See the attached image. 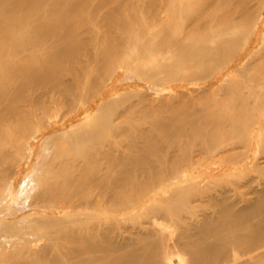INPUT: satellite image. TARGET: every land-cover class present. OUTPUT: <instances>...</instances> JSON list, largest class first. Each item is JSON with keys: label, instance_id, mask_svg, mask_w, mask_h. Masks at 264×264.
Listing matches in <instances>:
<instances>
[{"label": "bare ground", "instance_id": "bare-ground-1", "mask_svg": "<svg viewBox=\"0 0 264 264\" xmlns=\"http://www.w3.org/2000/svg\"><path fill=\"white\" fill-rule=\"evenodd\" d=\"M158 1H151L150 10L146 9L148 1L144 3L147 16H143V0H110L93 13V22L87 27L91 32L104 26L106 32L94 33L86 44L73 28V20L86 13L79 7L82 0H0V264H264V150L250 153L251 143L247 144L264 113V79H259L263 86L258 84L256 89L251 82H244L250 86L246 91L247 85L236 82L235 75L233 79L236 70L241 71L238 67L224 72L227 76L211 87L206 76L202 75L204 80L199 77L209 70L202 62L216 60L221 52L225 59L228 54L219 48L230 50L233 33H241L237 34L240 25L237 28L233 25L237 22L228 19L221 23L225 25L222 35L232 39L221 41L219 35L220 39L214 40V32H210L218 23L214 12L226 8L227 0H215L221 7L216 4V9L204 6L203 10L194 0ZM191 5L202 13L194 10L198 16L195 25L188 23L190 29L182 21L197 15ZM207 8L211 9L207 12L213 11L211 15L205 12L210 27L208 19L200 18L208 17L202 16ZM176 11L180 19L184 15L179 28L174 23L179 18L174 19ZM72 13L74 16H69ZM213 13L214 18L210 17ZM218 13L224 14L223 10ZM197 18L206 22L203 27L207 30L199 27L202 23L198 20V25ZM114 25L120 33L115 54L94 66L95 71L104 76L106 69L118 64L124 68L134 58L136 69L130 68V63L127 71L139 68L148 84L156 86L152 89L160 91L161 87L168 89L164 82H174L181 69L199 63L203 71L190 74L191 81H205L208 88L176 89L152 102L153 98L147 100L150 95L141 94L137 104H128L119 114L114 106L121 100L103 97L79 109L73 106V116L49 122L48 129L45 124L43 133H30L38 117L31 112L30 103L15 106L9 99L15 84L58 85L63 70L74 66L63 64L70 57L77 59L82 45L83 52H110L107 33ZM133 52L137 57L132 58ZM122 68L121 76L128 73ZM79 70L83 71V66ZM241 74L238 72L239 77ZM97 83L95 87H99ZM241 89L250 95L246 97ZM153 90L144 91L150 94ZM54 99L46 102L44 113H49ZM65 117L81 124H75L76 129L72 122L65 132ZM3 122L17 130L2 132ZM104 129L109 133L127 129V139L134 135L137 140V156L124 170L118 169L116 148L104 151ZM142 129L163 130L165 135L158 140L150 130ZM227 129L232 135L227 136ZM152 156L160 159L161 165L147 171L144 166L154 163L149 161ZM133 167H142L141 176H131Z\"/></svg>", "mask_w": 264, "mask_h": 264}, {"label": "rangeland", "instance_id": "rangeland-1", "mask_svg": "<svg viewBox=\"0 0 264 264\" xmlns=\"http://www.w3.org/2000/svg\"><path fill=\"white\" fill-rule=\"evenodd\" d=\"M151 1H154V0H143V2H141L143 4V5L140 4L142 6L141 12H142L143 16L144 15L147 16L146 13H145V12H147L146 9L150 10L151 7L154 5V3L152 4ZM157 1L158 0H155V3ZM161 1H163V0H161ZM161 1H158V2H161ZM195 1H198L197 5H198L199 8H201L203 6L201 10H203L204 6L206 8L208 6L210 7V6H213V5L217 4V3H215V0H210V2L211 1L213 2V3L211 2L212 4H210L209 0H204L205 5H202L204 3H202L201 1H203V0H194V2ZM199 1L201 2L200 4H199ZM218 1L221 2V1H224V0H217L216 2H218ZM146 2H147L148 5H146V9H145V4L144 3H146ZM220 2H219V6L217 4L218 7H221L220 6ZM226 2H228L227 4L230 5V6H227ZM109 3H110V0H82V2L80 3L79 7L85 9L86 13H85V16L84 15L82 16V18H80L81 14H79L78 18L73 20V24L75 25L73 28H75L77 30V32L80 35V39L84 43L90 44V37L93 36L94 33L96 35H102L103 31L106 32L107 28L104 27V26H101L99 29H96L95 31H91V32L87 31V27H89L91 25V23L93 22L92 21L93 13L96 10L101 9L102 7L106 6ZM224 3H225L226 8L223 6V4H221L224 7V9L223 8L219 9L216 6V8H217L216 11L217 12L216 11L214 12L215 16L217 18L216 21H218L219 25L221 23L223 24L224 20H227V19L230 20V21H233V22H237V24L233 23V25L235 27H237V28L240 25L238 30L240 29L241 31H237V34L239 32H241V33L243 32L244 34L240 33L241 35L240 34L235 35L236 33H233L234 34V38L232 36L227 37L228 34H226V33L223 34L224 35L223 36L222 35V32L224 30L222 28L223 25L221 24L220 29H218L219 25H218V23H216L215 19H213L212 23L215 21V23L217 24V25L216 24L213 25V27L216 26L214 29L215 30L217 29L218 32H216L217 30L215 31L214 29H212V31H210L211 30L210 29V30H208V32L210 31L212 34L214 32V34H213V35H215V37L213 36L214 40H216V39H218L220 37L222 39H220V38L219 39L221 41L222 40L224 41V40L230 39V37H231V39L233 38L232 39L233 41L232 42L230 41V42H231V44H233V42H234V44L231 45L232 47H230L231 48L230 50L226 48L227 46H225V48H223V47L219 48L220 49L219 51H223V54H225L224 52H226V54H228L225 59H224L223 55H220V54H222V52H221L220 54H217V57H216L217 59L216 60H214L215 59L214 58L212 60L208 59V61H206L205 63L202 62V67L207 68L209 70L207 72H205V73L203 72L204 74H201V76L202 75L206 76L205 79H207V82L209 83L211 81L212 84L211 83L208 84L205 81L204 82L201 81L204 76H202V77L199 76L201 78V80L199 82L205 83V85L208 84V86L211 87L213 84H216L215 82H218L219 80H221V79H223V78H225L227 76V75H225L227 73V70H228V73H230L233 70V67H234V69L236 67H238L236 69L241 70L243 73L241 71H238L239 74L242 73L241 74L242 76L239 77L238 76V72L236 70V73L233 74V76L234 75L236 76V82H240L242 86L244 85V87L249 82H251L254 86L256 85L255 88H254V89H256V88H258V84L259 85L262 84L261 80L264 79V72L263 71H262L263 73L260 72L261 70H264L263 69L264 68V62H263L264 61V0H261V1L260 0H231L230 2L227 0V1H224ZM72 4H73V2H70V6H72ZM195 4H196V2H195ZM192 5H191V7H192ZM197 5H195V6H197ZM147 6H148V8H147ZM169 7L171 8L170 4L168 5V10H170ZM193 7H192V9H193ZM213 7L211 9L215 10L216 8L214 7L215 8L214 9ZM196 8L197 7H194V9L192 10L193 14L195 13V11H196L195 9ZM199 8H197V11L199 12V13L198 12L197 13L201 15L202 12H200ZM227 8H228V10H227ZM182 9H183V7H182ZM182 9H181V11L179 9L180 13L182 12ZM211 9L210 8H207V10L205 9L203 11L204 14H202V16L203 15L205 16L206 14L211 15L213 11L211 13L207 12V11H209ZM220 10L221 11L223 10V13H224L223 16L221 15L222 12L218 16V14H219L218 11H220ZM226 10H227V12H226ZM258 11H259V14H258ZM191 12H190V17L193 16V15H191L192 14ZM205 12H206V14H205ZM230 12L234 13L232 15L233 18L230 17V15H231ZM176 13H177V11H176ZM180 13H177V16L175 14L174 19H175V17L176 18L179 17ZM214 13H213V16H210V17L214 18ZM216 13H218V14H216ZM227 13L228 14L230 13V15L228 16ZM236 13H238V15H236ZM182 14H184V12H182ZM182 14H181V17L183 18L184 15L182 16ZM196 14H194V15H196ZM198 14L196 16H194L193 20H191V18H193V17H191L190 19L189 18L187 19L188 16L186 14L187 17H185V19H186L185 23H184V21H182V24H184L185 27L187 25H188V27H190L189 24H191V26L195 25V21H196L195 19L198 16ZM225 14H226V16H225ZM209 15H206L208 17H201L200 16V18L203 19V20L208 19V21L206 20L207 24H206L205 21H203V22L210 27L211 20H209L210 19ZM241 15H242V17H241ZM243 15H245L244 18H243ZM69 16H74V15L72 13ZM234 16L237 17V19ZM229 17H230V19H229ZM182 18L180 19V17H179V18L175 19L174 23L176 25V28L181 27L182 24L180 25L179 22H181V20L184 19V18L183 19ZM231 18H232V20H231ZM30 20H31V16H29L28 19L25 20V24L29 25ZM67 20H69V19H67ZM189 20H190V22H188ZM198 20L200 22V19L197 18V22L196 23H198V25H199ZM191 21H192V23H194L193 25H192ZM220 21H222V22H220ZM177 22H178V24H177ZM203 22L202 21L200 22V23H202L201 24L202 26L200 25L199 27H202L204 29L206 27H203L205 25V24L203 25ZM70 23H71V21H70ZM73 24L71 25V27L73 26ZM198 25H196L197 28H198ZM241 25H243L244 31H242L243 28H242ZM184 26H182V29H183ZM185 27H184V29H185ZM115 28H117L116 25L113 26V31L107 33L108 34L107 40H108V44H109V47H110V52L109 53H101L100 52V53H97V54L96 53L94 54L93 52L87 53L86 51L83 52V45H82L80 51L75 56V57H77V59L70 57L69 60L66 61L67 64H63V65H67V66H73V65L74 66L72 68L66 67L63 70L62 75L60 77L61 80L58 82V85H57V83H55V84H33V83L23 84V83H21L19 81L15 84L14 90H13V94H12L11 98H9V99H11L12 101L15 102V104H14L15 106H18V105L20 106V105L25 104V103H30V105H31L30 109H32L31 112H33L34 114L36 113L35 115L38 117L36 119V121H33V123L31 124V127L29 129L30 133H32V134H40V132L43 133L44 132L43 130H46V128L44 129L45 124H46L47 129H48V126L50 127V125L53 122H55L56 119L58 121L59 117L64 118V116H67L68 114H70V115H68V117L73 116L74 112L71 115V112H72L71 109H74V108L76 109V107H78L77 109H79V108L83 107L84 105H86L87 103H94L95 101H97V99L100 100L102 98L101 100H103V97H104V99H108V97L111 98L112 96H114V97H116V98L113 99L114 101H116L117 98H119L117 100H121L120 101L121 102L120 105L118 103H116V105H118V106H114L115 110L117 109V114H119L120 111L123 112V109H125V107L128 104L130 105V103H132V105H133V103H135V101L136 102L140 101L139 98L141 97L140 96L141 94H143L142 97L143 96L146 97V96L150 95L148 97V99L147 98H145V99L149 100V98L150 99L153 98V99H151V102H152V100H155V99L157 101V99L159 97H162L163 95H164V97H166V95L167 96L170 95L172 92H175L176 89H177L176 91L191 92L193 89L199 91V89L202 86H203V89L206 88V87L208 88L207 85L204 86V84H201V83L199 84V82H196V84H195V83H193V81H191L192 79L190 78V76H191L190 74L196 73V75H200V73L203 71L202 68L200 69L201 65L199 63H197L195 65H189V66L184 67L183 69H181L178 77H176V79H175L176 82H175V80H174V82L173 81L170 82L172 85H174L173 88L171 87L172 86L171 84H166V81H165L163 86L166 87V88L168 87V89H164V88L162 89V87H161L162 92H161V90L160 91L158 90L160 88L155 90L156 86L155 85H151L152 82L150 83V85L148 84L147 78L144 79L145 78V77H143L144 74H143L142 71L140 72L139 68H137L136 71L132 70V69H136V68L133 67V65L135 66V64L134 63L132 64V61L134 59L133 55H135L134 52L131 55L133 59L129 63L127 62V66L130 63L132 64V66H130V68H132L131 72H128L129 70L127 71V68H126L127 66L124 67V68H126V69H124V68H122L124 65L121 67V65H119V64L115 65V67L113 69H111V70H107L106 69L105 71L107 72V75L105 74L104 76L101 73L95 71V69L97 68L98 64L100 65L105 60V58L109 57L110 55L113 56L115 54V50L117 49V38L120 37L119 36L120 33ZM237 28H235V29H237ZM190 29H191V27H190ZM188 30H189V28H188ZM205 30H207V28ZM116 31H117V33H116ZM205 32H207V31H203V34H207ZM210 32H209V35L207 34L208 36H211ZM224 32H225V30H224ZM225 35H227V36L225 37ZM56 38H53L52 40H55ZM228 48H229V46H228ZM58 49L60 51L61 47L58 48ZM226 49H227V51H225ZM219 51H218V53H219ZM8 52H9V50L6 51V54H8ZM137 54H139V53H137ZM218 55H219V57L221 56L220 57L221 61H219V62H217L218 61ZM135 56L137 57V55H135ZM254 56H256V57H254ZM71 60H73V61H71ZM82 60H83V62H82ZM76 62H78V63H76ZM79 64H80V66H79ZM137 65L135 67H137ZM78 66L79 67L83 66V71H80ZM94 66L96 68H94ZM229 66H230L231 70H229L230 69ZM261 66H263V67H261ZM142 67L145 68V70L147 69L145 66L141 65V69H143ZM244 67H246L247 69L246 68L244 69ZM121 68H122V70L124 69V72H126V71L128 72V73H125V74L123 73V75H127L126 76L127 78L124 76L126 78V80H125V78H123L122 81L119 80L121 77H123V75L121 76V74L123 72V71H121ZM138 70L140 72L139 76H138V74H139ZM145 70H143V71H145ZM76 72H78V74ZM120 72H121V74H120ZM136 72H138V73H136ZM224 72H226V73H224ZM244 72L245 73L247 72V73L244 74ZM99 74H101V75H99ZM243 74L245 76H243ZM256 74L257 75L259 74V75L256 76ZM196 75H194V76H196ZM235 76L233 77L234 80H235ZM250 76H251V78H249ZM70 77L72 78V80H71ZM186 77H187V80H186ZM188 77L190 79H188ZM192 78H193V76H192ZM252 78H255V80L258 78V83H256L257 80L255 81ZM65 79H67V81ZM111 79H113V80H111ZM195 79H197V78L195 77L194 80ZM215 79L216 80L218 79V80L216 81ZM259 79H261V80H259ZM107 80H108V82H107ZM110 80H111V83H110ZM115 80L117 82H119V83L112 82V81H115ZM203 80H204V78H203ZM64 81L67 82V83H65ZM190 81L192 82V84L194 86H192ZM246 81H247V84L244 83ZM97 82H99V83H97ZM100 82H101V84H100ZM106 82L110 86H108L107 84L105 85ZM167 82L169 83L168 80H167ZM96 83H97V85L99 87H97V86L95 87ZM112 83L115 86L117 84V87H113V86L111 87ZM251 83H249V84L252 85ZM130 84L133 85V86H131ZM175 85L176 86L178 85V86L176 87ZM182 85H183L184 88L182 87ZM187 85L190 88H188ZM129 86H130V88H129ZM149 86H151V88ZM152 86L155 87L154 90L152 89ZM248 86L249 85H247V88L245 87L246 91L249 90ZM262 86H263V84H262ZM66 87H68V89H72V90L66 91L65 90ZM145 87L147 88V90L149 92L150 91L152 92V90H153L155 93H150L149 94V92H145V91H147ZM93 88H94V91H93ZM96 88H97V91L95 90ZM195 88H198V89H195ZM173 89H174V91H173ZM203 89H200V90H203ZM252 89H253V86H252ZM263 90H264V86H263ZM170 91H172V92H170ZM242 91H243V89H241V92ZM246 91L244 90L242 93L244 94ZM157 92L159 93L158 94L159 96L155 95ZM251 92H252V90H251ZM245 94H246V97L250 95L248 92H246ZM247 94H249V95H247ZM105 97H107V98H105ZM52 98L53 99L54 98L55 99L58 98V99L57 100L54 99L53 104H52V106L50 108L51 110H49V113L48 112L44 113V111L42 109L47 107V106H45L46 102L50 103L49 100L52 99ZM160 99H162V98H160ZM124 100H125V102L122 103ZM54 104H57V105L54 106ZM135 104H137V103H135ZM73 106H74V108H73ZM114 107H113V110H114ZM67 111H69V112L67 113ZM64 112L66 113V115H64L65 114ZM262 114H264V113H261V115H260L261 116V119H260L261 122L257 125L258 128L256 127V129H254L253 132L251 133V137H252L250 139L251 142L247 143L248 147H249V145L251 143V145H250L251 147L249 149L250 151L248 150L250 153L252 151L256 152V151H263L264 150V146L262 148V145H264V115H262ZM43 116H44V119L41 118ZM62 118H60V119H62ZM67 118L65 117L67 125L64 124V126H63L64 128H65V126H67L65 128V130H63L65 132L68 131L67 130L68 128L70 129L69 126H71L72 122H75V123L72 124V126H75V124L77 126L81 124V121L78 124V122H77L78 120L74 121L72 117H71V119H67ZM148 119L150 120V118H148ZM148 119L146 121H148ZM43 120H44L45 123L43 122ZM65 120H64L63 123H65ZM144 121H145V119H144ZM3 124H5V122H3ZM4 126H5V128H4V130L2 132L6 131V133H10L12 131L17 130L13 124L7 123ZM75 127H72L71 131ZM59 129H63V128H59ZM76 129H77V127H76ZM126 130L127 129H118V130H113L112 132L109 133L108 129L107 130L104 129L103 132L105 131V133H103L104 136H102V138L105 137L104 148H106V149L104 151H107V150L108 151H110V150L112 151L113 147H114V149L116 148V150H113V152H114V154H116L115 158L118 161V163H117L118 164V169H122V170H124L123 168L126 167V165L129 164L133 160L135 155L137 156V154H136L137 152L136 153L134 152V146L137 144V140H136L135 136L133 135V137L129 141L127 139L128 134H127ZM134 130H136L137 132L140 131V129H134ZM142 130H145V132H146V130L147 131L150 130V132H152L151 134L153 135V138L158 139V140H160V138L162 139L164 137V135H165V134H163L164 133L163 130H161V131L157 130V129H142ZM227 130H228V132H226V133H228L227 136L228 135H232L230 133L231 130L230 129H227ZM59 140H62V138H59ZM103 140H104V138H103ZM138 146H140L142 148L141 144H138ZM109 147H110V149H108ZM150 152H153V150H151ZM81 159L84 160V158H81ZM159 160L160 159H157V161H156L153 156L150 157L149 161H153L154 163L152 165L144 166L145 170H147V171H155V170H152V168H158V167L160 168L161 164L159 165ZM133 165H136V163H133ZM141 169H142V167H133V169L131 170V176L133 178L141 176V174H142L141 173Z\"/></svg>", "mask_w": 264, "mask_h": 264}]
</instances>
